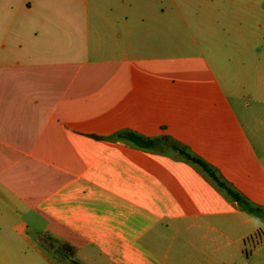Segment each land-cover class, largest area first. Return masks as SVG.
<instances>
[{
  "label": "crops",
  "instance_id": "obj_1",
  "mask_svg": "<svg viewBox=\"0 0 264 264\" xmlns=\"http://www.w3.org/2000/svg\"><path fill=\"white\" fill-rule=\"evenodd\" d=\"M169 5L264 10V0H0V264H264L263 219L177 151L126 137L171 138L264 208L251 96H238L239 113L210 43L184 37ZM240 49L244 66L258 62L242 77L264 103V37Z\"/></svg>",
  "mask_w": 264,
  "mask_h": 264
},
{
  "label": "rangeland",
  "instance_id": "obj_2",
  "mask_svg": "<svg viewBox=\"0 0 264 264\" xmlns=\"http://www.w3.org/2000/svg\"><path fill=\"white\" fill-rule=\"evenodd\" d=\"M165 17L171 22H177V26L183 27L186 36L191 37L197 35L200 39H205L210 43V49L206 48L210 56V62L216 70L219 79L226 87L234 104L238 107L239 113H245V109L241 108L238 96H251V104L247 109V114L255 113L257 118V128L259 132L252 134L258 152L264 161V103L255 102L262 99L263 92H260L254 81L242 77V69L245 67L250 72L256 68L257 60H252L248 66H244L241 54V39L248 35L257 40L264 37V10L255 12L242 10H215V11H198V10H182V12L172 11L170 5L164 13ZM206 30L204 34L199 32ZM231 57V58H228ZM252 74V75H251ZM264 99V98H263ZM264 221V220H263ZM262 252L264 253V241L262 244ZM51 256V252H46Z\"/></svg>",
  "mask_w": 264,
  "mask_h": 264
},
{
  "label": "trees",
  "instance_id": "obj_3",
  "mask_svg": "<svg viewBox=\"0 0 264 264\" xmlns=\"http://www.w3.org/2000/svg\"><path fill=\"white\" fill-rule=\"evenodd\" d=\"M126 135L129 140L139 147L151 150H165L166 148H171L184 156L186 160L200 165L202 169L209 174L210 178L216 182L219 187L225 189L243 210L264 220V208L253 204L229 183L223 181L213 167L199 157L194 156L188 148L181 146L166 136L159 139H150L133 132H129Z\"/></svg>",
  "mask_w": 264,
  "mask_h": 264
}]
</instances>
